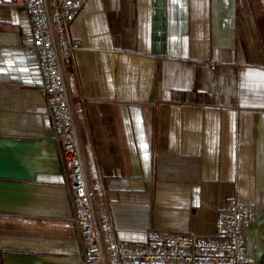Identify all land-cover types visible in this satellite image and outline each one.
<instances>
[{"label": "crops", "instance_id": "0c3cea01", "mask_svg": "<svg viewBox=\"0 0 264 264\" xmlns=\"http://www.w3.org/2000/svg\"><path fill=\"white\" fill-rule=\"evenodd\" d=\"M70 35L87 181L120 243L215 239L236 199L256 212L245 260L264 263V0H85ZM31 37L0 0V264H85Z\"/></svg>", "mask_w": 264, "mask_h": 264}, {"label": "built area", "instance_id": "2783aa9c", "mask_svg": "<svg viewBox=\"0 0 264 264\" xmlns=\"http://www.w3.org/2000/svg\"><path fill=\"white\" fill-rule=\"evenodd\" d=\"M32 24V48L38 59L52 130L61 156L69 168L74 206L73 223L79 232L85 264H256L244 255L245 232L255 221L252 205L233 199L217 215L215 239L151 231L145 245H122L113 226L103 186L89 187L83 152L78 140L75 113L64 68L72 65L79 45L70 35V24L85 0H12ZM215 66L212 65V68ZM102 198L99 216L96 198ZM264 264V263H259Z\"/></svg>", "mask_w": 264, "mask_h": 264}]
</instances>
